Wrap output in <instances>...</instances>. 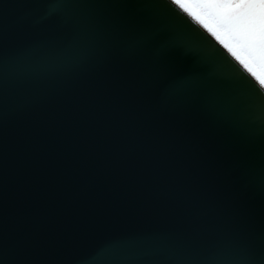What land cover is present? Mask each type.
<instances>
[{
  "label": "water",
  "instance_id": "1",
  "mask_svg": "<svg viewBox=\"0 0 264 264\" xmlns=\"http://www.w3.org/2000/svg\"><path fill=\"white\" fill-rule=\"evenodd\" d=\"M0 264H264V87L173 0H0Z\"/></svg>",
  "mask_w": 264,
  "mask_h": 264
},
{
  "label": "flooded vegetation",
  "instance_id": "2",
  "mask_svg": "<svg viewBox=\"0 0 264 264\" xmlns=\"http://www.w3.org/2000/svg\"><path fill=\"white\" fill-rule=\"evenodd\" d=\"M187 1L197 21L264 87V0Z\"/></svg>",
  "mask_w": 264,
  "mask_h": 264
},
{
  "label": "rangeland",
  "instance_id": "3",
  "mask_svg": "<svg viewBox=\"0 0 264 264\" xmlns=\"http://www.w3.org/2000/svg\"><path fill=\"white\" fill-rule=\"evenodd\" d=\"M186 11L193 15L194 18L201 20L198 13L194 7H192L187 0H176ZM203 20V19H202Z\"/></svg>",
  "mask_w": 264,
  "mask_h": 264
},
{
  "label": "bare ground",
  "instance_id": "4",
  "mask_svg": "<svg viewBox=\"0 0 264 264\" xmlns=\"http://www.w3.org/2000/svg\"><path fill=\"white\" fill-rule=\"evenodd\" d=\"M175 3H177V1L176 0H173ZM179 4V3H178ZM180 5V4H179ZM181 6V5H180ZM188 12V11H187ZM189 13V12H188ZM190 14V13H189ZM193 17V16H192ZM194 18V17H193ZM195 19V18H194ZM196 20V19H195ZM197 21V20H196ZM199 22V21H198ZM199 23H201V22H199ZM202 24V23H201ZM203 25V24H202ZM203 27H205V25H203ZM206 28V27H205ZM206 30H208L209 31V29H207L206 28ZM210 32V31H209ZM211 33V32H210ZM212 34V33H211ZM213 35V34H212ZM214 36V35H213ZM215 37V36H214ZM216 39V38H215ZM217 42L218 43H220L218 40H217ZM221 44V43H220ZM222 45V44H221Z\"/></svg>",
  "mask_w": 264,
  "mask_h": 264
}]
</instances>
